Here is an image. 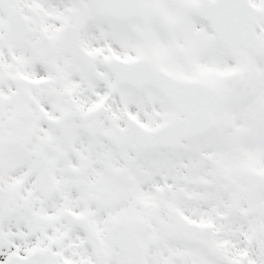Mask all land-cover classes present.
<instances>
[{
	"label": "snow or ice",
	"instance_id": "6c2138e0",
	"mask_svg": "<svg viewBox=\"0 0 264 264\" xmlns=\"http://www.w3.org/2000/svg\"><path fill=\"white\" fill-rule=\"evenodd\" d=\"M0 264H264V0H0Z\"/></svg>",
	"mask_w": 264,
	"mask_h": 264
}]
</instances>
